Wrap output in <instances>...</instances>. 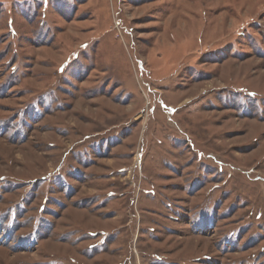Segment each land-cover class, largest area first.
<instances>
[{
	"label": "rangeland",
	"instance_id": "1",
	"mask_svg": "<svg viewBox=\"0 0 264 264\" xmlns=\"http://www.w3.org/2000/svg\"><path fill=\"white\" fill-rule=\"evenodd\" d=\"M0 264H264V0H0Z\"/></svg>",
	"mask_w": 264,
	"mask_h": 264
}]
</instances>
